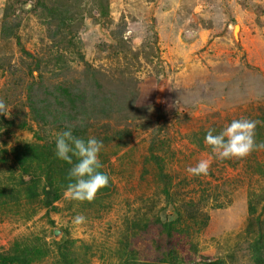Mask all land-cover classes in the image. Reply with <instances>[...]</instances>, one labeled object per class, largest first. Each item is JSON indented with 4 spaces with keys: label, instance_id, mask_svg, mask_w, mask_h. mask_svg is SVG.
I'll list each match as a JSON object with an SVG mask.
<instances>
[{
    "label": "rangeland",
    "instance_id": "1",
    "mask_svg": "<svg viewBox=\"0 0 264 264\" xmlns=\"http://www.w3.org/2000/svg\"><path fill=\"white\" fill-rule=\"evenodd\" d=\"M0 99V256L264 264V150L186 171L234 119L259 121L264 142V0H0ZM69 125L104 144L109 183L91 202L64 194L54 134Z\"/></svg>",
    "mask_w": 264,
    "mask_h": 264
},
{
    "label": "clouds",
    "instance_id": "2",
    "mask_svg": "<svg viewBox=\"0 0 264 264\" xmlns=\"http://www.w3.org/2000/svg\"><path fill=\"white\" fill-rule=\"evenodd\" d=\"M10 110L3 99H0V114L8 116ZM259 121L247 118L234 119L218 133L210 128L205 134L204 143L212 156L201 159L195 166L186 169L192 176L207 175L212 159L218 161L242 159L253 151L264 150V142H257L256 127ZM104 147L103 141L95 136L86 139L74 135V126L54 134V155L71 167L68 169V183L65 196L79 203L91 202L97 192L109 183V176L100 171L103 164L99 155ZM86 217L79 214L74 223L82 224Z\"/></svg>",
    "mask_w": 264,
    "mask_h": 264
},
{
    "label": "trees",
    "instance_id": "3",
    "mask_svg": "<svg viewBox=\"0 0 264 264\" xmlns=\"http://www.w3.org/2000/svg\"><path fill=\"white\" fill-rule=\"evenodd\" d=\"M19 45V42L17 43ZM30 58L32 57V55H28ZM33 59V58H31ZM65 91H59L58 94H59V97L62 99V101L64 103H67L68 105H70L73 109H75L77 107V100L75 99V96L72 95L71 93H69L66 89H63ZM66 163V162H64ZM67 164V163H66ZM68 165V164H67ZM69 167V165H68ZM71 167V166H70ZM69 167V168H70ZM31 170V169H29ZM60 170V169H59ZM58 169H55V170H52L49 174V178H48V182H49V189L50 190H53V194L56 196H58V189L56 190L55 188H53V186L51 184L54 183V176H56L57 174H61V171H59ZM31 173L33 175H35L39 181L41 182V175L37 174L35 170H31L29 171V174L31 176ZM31 179H32V184L29 185L27 187L28 189V192H27V198H36L38 195V192L40 191L37 183L35 180H33L32 176H31ZM60 190V189H59ZM6 193V192H5ZM7 194V193H6ZM5 195V194H4ZM6 196V195H5ZM12 196V195H11ZM132 228L133 230H135L136 233L140 232L142 230V228L138 225V224H134L132 225ZM165 230H166V237H168V235H170V231L172 230V227L171 225H165L164 226ZM28 253V251L23 250V251H20V249L14 251L13 254L9 255V256H6V257H2L0 256V263L1 264H26L29 262V260L27 259L28 256L26 255ZM166 254V255H165ZM169 254H171V252H166V253H162V255H164L165 257H168ZM27 257V258H26ZM174 260V259H173ZM167 261V260H166ZM257 262V264H262L263 261L261 259L260 256H258L255 260ZM161 263L160 264H167L165 262V260L162 259V261H160ZM171 264L174 263L173 261H169ZM137 264H150V263H137ZM156 264V263H155Z\"/></svg>",
    "mask_w": 264,
    "mask_h": 264
}]
</instances>
